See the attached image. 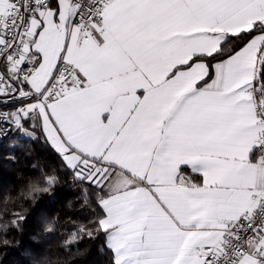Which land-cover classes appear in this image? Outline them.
I'll list each match as a JSON object with an SVG mask.
<instances>
[{
  "label": "crops",
  "instance_id": "crops-1",
  "mask_svg": "<svg viewBox=\"0 0 264 264\" xmlns=\"http://www.w3.org/2000/svg\"><path fill=\"white\" fill-rule=\"evenodd\" d=\"M9 0H0V15ZM32 19L24 55L40 91L60 61L80 87L45 104L29 121L69 170L107 194L94 229L115 264H204L213 246L264 191V125L252 89L264 65V0H115L90 35L72 22L67 0ZM254 31L229 55L227 40ZM264 145V144H263ZM255 149V150H254ZM264 249V234L249 244ZM238 264H264V253Z\"/></svg>",
  "mask_w": 264,
  "mask_h": 264
},
{
  "label": "trees",
  "instance_id": "trees-1",
  "mask_svg": "<svg viewBox=\"0 0 264 264\" xmlns=\"http://www.w3.org/2000/svg\"><path fill=\"white\" fill-rule=\"evenodd\" d=\"M253 33L229 38L210 60L239 49ZM256 83L262 89L257 99L264 105V65ZM22 125L32 135L18 138L17 128L0 142V260L4 264H115L105 233L93 230L101 215L99 201L107 192L88 181L87 171L69 170L29 121ZM6 213L26 219L10 222ZM78 229L80 240L64 241Z\"/></svg>",
  "mask_w": 264,
  "mask_h": 264
},
{
  "label": "built area",
  "instance_id": "built-area-1",
  "mask_svg": "<svg viewBox=\"0 0 264 264\" xmlns=\"http://www.w3.org/2000/svg\"><path fill=\"white\" fill-rule=\"evenodd\" d=\"M115 0H67L72 22L83 36L90 35L93 23H100L102 10ZM51 0H9L7 9L0 15V142L14 132L25 114L29 102L40 104L70 94L80 87L75 66L60 61L49 82L40 91L33 90L29 82L35 73L36 62L24 55L28 30L36 14L47 8ZM255 31H264V19H258ZM19 90V91H17ZM258 120L264 125V105L257 97L262 89L252 90ZM264 135V134H263ZM260 136L257 151L264 149ZM81 165L77 173L87 171ZM264 234V191L250 196L249 206L240 218L227 224L223 237L213 246H197L193 255L205 259L204 264H238L245 255L262 256L264 249L250 250L249 244Z\"/></svg>",
  "mask_w": 264,
  "mask_h": 264
},
{
  "label": "rangeland",
  "instance_id": "rangeland-1",
  "mask_svg": "<svg viewBox=\"0 0 264 264\" xmlns=\"http://www.w3.org/2000/svg\"><path fill=\"white\" fill-rule=\"evenodd\" d=\"M27 135H32V134L29 131L20 128V130L18 131L16 137L23 138V137H26ZM88 234L89 233H87V235ZM81 235H82V230L81 229L75 230L74 232H71L70 235L68 236V238L65 239L64 241L67 242V243L75 242L77 240H80Z\"/></svg>",
  "mask_w": 264,
  "mask_h": 264
},
{
  "label": "snow or ice",
  "instance_id": "snow-or-ice-1",
  "mask_svg": "<svg viewBox=\"0 0 264 264\" xmlns=\"http://www.w3.org/2000/svg\"><path fill=\"white\" fill-rule=\"evenodd\" d=\"M56 5H57V7H56V13L58 14V13H59V0H56ZM250 31H251V30H250ZM17 91H19V90H17ZM254 150H255V149H254ZM5 218H6V219H9L10 222H11L12 220H16V221L22 223V222L25 221L26 216H15V215H13L12 213H6V214H5ZM0 264H4V261H3V260H0Z\"/></svg>",
  "mask_w": 264,
  "mask_h": 264
}]
</instances>
